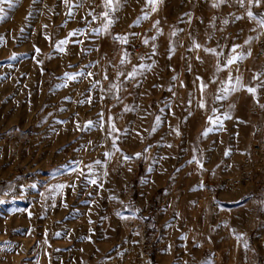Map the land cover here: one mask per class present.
Returning a JSON list of instances; mask_svg holds the SVG:
<instances>
[{"label": "rangeland", "instance_id": "obj_1", "mask_svg": "<svg viewBox=\"0 0 264 264\" xmlns=\"http://www.w3.org/2000/svg\"><path fill=\"white\" fill-rule=\"evenodd\" d=\"M222 1L230 8L212 0H158L155 11L148 0L109 8L105 0H0L3 15L20 3L23 16L30 12L25 21H43L19 24L18 34L0 25V44L12 45L0 57V133L33 135L28 146L0 137V169L32 170L40 180L36 209L1 221L0 264H264L263 178L246 189L223 183L239 174L252 144L249 107L259 88L249 57L257 31L238 9L253 10L264 32V0ZM135 43L146 48L133 56ZM39 68L46 87L19 86ZM30 213L35 220L25 219Z\"/></svg>", "mask_w": 264, "mask_h": 264}, {"label": "built area", "instance_id": "obj_2", "mask_svg": "<svg viewBox=\"0 0 264 264\" xmlns=\"http://www.w3.org/2000/svg\"><path fill=\"white\" fill-rule=\"evenodd\" d=\"M242 16L243 22L247 25L256 28L255 40L253 44V53L257 57L261 69L259 89L257 95L249 107V115L253 122L254 138L249 149L244 153L242 163L240 166L239 174L237 176H226L223 178V183L226 187L231 189H246L249 188L255 181L256 177H262L264 182V32H260L259 23L256 17L248 15V8L245 4H241L238 9ZM118 9L115 10V14H119ZM231 19H236L237 14H231ZM255 18V19H254ZM230 35H235V32L231 31ZM146 48L144 43H135L131 47V53L136 56L142 50ZM115 51L111 50V54ZM239 66H245L246 61L240 60ZM129 83L133 82V79L128 80ZM19 133L17 130H10L5 133H0L3 141H8L10 144L20 141ZM32 142L31 136L22 138L21 143L28 146ZM123 159V158H122ZM127 165V162H125ZM19 181H30L32 179V173H22L17 176ZM207 200L210 201L214 208L219 206V202L215 197V194L211 188H208ZM258 216L260 219V226L264 230V208L259 209ZM258 241L264 242V233L261 232L258 235ZM261 263L264 262V257H261Z\"/></svg>", "mask_w": 264, "mask_h": 264}, {"label": "crops", "instance_id": "obj_3", "mask_svg": "<svg viewBox=\"0 0 264 264\" xmlns=\"http://www.w3.org/2000/svg\"><path fill=\"white\" fill-rule=\"evenodd\" d=\"M214 3V7L216 8H222V9H229L230 8V2H223L222 0H212ZM2 3H0V7ZM5 8V7H2ZM8 8V7H7ZM11 10L5 15H0V25L6 26V25H11L14 26L15 28L17 27V29H15L16 34H18V27L19 24H39L40 26H42L43 21H42V16L40 17H35L32 18L31 16L28 18L29 20L25 21V16H27L30 12H26L25 16H23L20 13V9L22 8V4L20 3H13L12 2V6L9 7ZM251 12L253 13V15L257 18V20L259 21V17H257L254 13L253 10H251ZM260 22V21H259ZM13 29V30H14ZM7 29L4 28L3 31H6ZM1 34V33H0ZM36 34V33H35ZM40 34V33H39ZM41 35V34H40ZM7 47H12V45L7 46L4 44H0V57L2 56H7ZM2 48V49H1ZM41 51L39 52V50L37 51V49H35V51L33 52V54L35 56H39L41 55ZM250 61L252 62V67H253V72L257 73V78L258 80H260V74H261V69H260V65H259V61L257 59V57L255 56V54L252 51V48H250ZM254 60V61H253ZM249 66L250 63H249ZM18 80V76H14V78L12 77L11 81H10V86L12 88H14L16 82ZM33 80V81H32ZM46 82H47V78L46 75L43 74L42 70L36 69L35 72L28 74V76H26L23 84H19V86L23 87V88H28L30 87L31 84L36 83L39 89L46 87ZM23 85V86H22ZM18 86V87H19ZM259 89V88H258ZM258 92V90H257ZM257 94V93H256ZM9 119H16L15 115H12L10 117H8ZM15 130V129H12ZM17 130V129H16ZM10 131V130H8ZM6 131V132H8ZM19 135H21V139L19 141V144L21 145V140L22 138L26 137V136H31L33 137V135H29L26 132H21V130H17ZM5 133V132H4ZM10 168L9 167H3L0 169V171L2 172V174H4L3 176L0 177V224L1 221L11 212L13 211H21L23 209H25L26 211H30V210H35V202H34V197L37 195V189L39 186V178H38V174H33L32 170H24V173H32V179L30 181H19L17 179V176L20 173L19 171H13L10 172L9 171ZM25 219H29V220H35V214L34 213H30L28 215H26Z\"/></svg>", "mask_w": 264, "mask_h": 264}, {"label": "snow or ice", "instance_id": "obj_4", "mask_svg": "<svg viewBox=\"0 0 264 264\" xmlns=\"http://www.w3.org/2000/svg\"><path fill=\"white\" fill-rule=\"evenodd\" d=\"M65 2L67 3V0H65ZM113 2H114V0H105V6H106V8L111 7V6L113 5ZM157 2H158V0H148V4L152 6L153 11L156 10L155 6H156ZM241 2H242V0H241ZM250 2H255L256 4H259V3H260V0H250ZM3 13H4V9H3L2 7H0V15H3ZM102 15L106 18V23L103 24V30H104V31H107V30L109 29L110 25L113 23V21H112V19L109 17V14H108L107 11H105L104 13H102ZM248 15H249V16H253V13H252L251 11H249ZM94 18H95V17H94ZM138 19H139V18H138ZM157 23H158V22H157ZM261 23L264 24V20H261ZM75 31H82V30H74V32H75ZM93 31H100V29H93ZM73 34H74V33H73ZM115 38H116V39H119L122 43H127V35H125V36H121V35H119V34H116V37H115ZM153 39H154V37H153ZM2 40H3V37H0V41H2ZM65 42H66V41H63V40L57 42V47L59 48L60 51H64V48L61 47V45H63ZM144 42L147 43V40H145ZM195 47L199 48V47H201V45L198 44V43H196V44H195ZM237 47H239V46H238V45H233V48H234V49L237 48ZM205 51H208V52H215V49H205ZM242 56H243V53H238V54L235 55V56L229 57V58H228V61H227V64H232L235 60L242 58ZM227 64L225 65V67H227ZM140 67H148V65H141ZM219 70H220V69H219V64H218V66H217V71H219ZM77 75H78L77 73H65V77L68 78V79H75ZM89 75H92V74L89 73ZM133 75H135L134 72L129 73V76H133ZM197 79L201 80V89L203 90V88L206 87V85L203 83V79L200 78V77H197ZM96 83H99V81H97ZM229 83H231L230 80H229ZM237 84H239V78H237ZM113 87L118 88L117 85H113ZM225 91L227 92L228 90L225 89ZM249 91L252 92V93H255V89L249 88ZM222 98H223V97H217V99H222ZM189 103H191L190 100H189ZM199 106H200L201 108L205 107V104H204L203 100H201V101L199 102ZM213 111H215V109H213ZM209 119L212 120L213 124L220 123L219 117H217L216 119H213L212 117H209ZM156 121H157V123L160 122V117H159V116L156 117ZM91 124H92L91 121H88V122H87V125H91ZM87 125H86V126H87ZM111 128H112V130H116L115 127H114V125H112ZM153 130H155V128H154ZM211 130H213V129H211V128H209V129H205L204 134L206 135L207 132H208V131H211ZM177 134H178V130H177ZM109 135H111V131H109ZM115 139H116V138H113V147H114V148L116 147ZM225 154L227 155L228 152L226 151ZM105 155H106V156H109V155H111V153H107V152H106ZM136 155L139 156L140 154L137 153ZM124 159H130V157H128L127 155H125ZM193 159L195 160L196 158L193 157ZM190 162H191V161H190ZM196 162H197L198 164L200 163L198 160H197ZM95 163H100V161H96ZM200 166L203 167L202 164H201ZM65 167L68 168L69 170H72V169H71V166H69V165H65ZM88 167H89V171L91 172V171H92L91 165H89ZM91 182H92V183H96V181H95L94 179L91 180ZM200 186L202 187L203 185H200ZM57 187L60 188V189H63L64 185H58ZM0 202H2V201H0ZM135 211H138V209L135 210ZM133 214H135V212H133Z\"/></svg>", "mask_w": 264, "mask_h": 264}]
</instances>
